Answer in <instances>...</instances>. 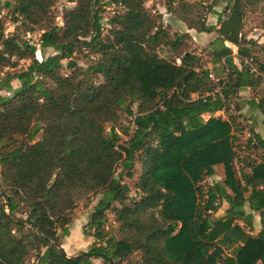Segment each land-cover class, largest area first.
<instances>
[{
	"label": "trees",
	"instance_id": "trees-1",
	"mask_svg": "<svg viewBox=\"0 0 264 264\" xmlns=\"http://www.w3.org/2000/svg\"><path fill=\"white\" fill-rule=\"evenodd\" d=\"M66 1L73 6L59 27L55 0H0L14 32L39 31L37 47L20 45L0 20V67H15L12 57L29 60L0 80L7 93L0 95V264H264V137L248 129L239 145L242 117L229 110L239 89L262 85L242 65L251 56L264 71L242 32L245 8L257 0H223L217 28L204 23L196 1L165 0L187 29L216 33L209 45L221 62V96L204 97L215 88L206 62L189 51L186 32L169 34L157 22L147 0H112L121 11L104 34L99 0ZM224 41L236 46L234 55ZM162 45L169 56L157 51ZM82 47L96 55L91 74L71 59ZM47 48L54 53L34 58ZM118 108L134 125L123 126L125 140L116 132ZM134 161L131 197L122 178L132 176ZM218 164L222 180L203 185ZM89 196H96L85 224L92 242L67 255L57 230L67 232L69 212ZM253 214L259 229L250 234Z\"/></svg>",
	"mask_w": 264,
	"mask_h": 264
},
{
	"label": "rangeland",
	"instance_id": "rangeland-1",
	"mask_svg": "<svg viewBox=\"0 0 264 264\" xmlns=\"http://www.w3.org/2000/svg\"><path fill=\"white\" fill-rule=\"evenodd\" d=\"M12 2V0H1ZM188 1H196L198 3V12L201 15L204 23L206 25H212L214 27H218L217 23V14L222 13L224 16L223 8L225 5V1L223 0H188ZM165 0H147L144 2V6L147 7L151 13L156 17L157 22H159L162 27L169 34H177L183 32V23L177 19V17L171 13L166 11L164 6ZM176 2V1H175ZM73 6L72 2H67L66 0H55L52 6V13L54 15V24L59 27L62 25V14L64 13L66 8H70ZM98 6L100 7V15H101V23L102 27L101 32L106 33V29L110 26L107 20L116 12H120V6L112 1V0H99ZM0 20L3 24V33L8 36L13 34L16 37V42L20 45L24 43L34 44L36 47L38 46V37L39 31L32 32H24L19 27L15 32L13 30L14 24L9 21V15L7 14V9L2 8L0 14ZM256 28V29H255ZM264 28V0H257L252 4H248L245 8V14L243 17V27L242 32L246 35V38H250L252 42L249 43L251 46L252 55L258 60L262 61L264 57V44H256L255 40L252 39L251 35H254L259 30ZM216 33L214 31L211 32H202V31H192V35L187 36L186 43L188 44L189 51L198 57V64H202L204 62L211 63V73L215 77L221 76V62L220 60H214L211 55V46L209 42L215 37ZM223 44L225 46L230 47L232 54V46L230 44H226L224 41ZM157 51L160 55L169 56L171 53L165 45L160 46ZM234 52V51H233ZM54 53V50L51 48L45 49L43 52H40L38 49L34 51V58L38 59L43 58L46 55ZM96 55L89 51V48L82 47L80 51L73 53L71 59L75 62L76 68L79 69L80 72L86 71L88 74H91L92 71L88 68L94 61ZM176 58V57H175ZM12 61L15 62V67L9 66H1L0 67V80L4 77L5 73H14L19 70L20 67L25 66L29 60L28 59H16L15 57L11 58ZM69 59H62V68L61 73L68 74L69 69L65 67V63ZM234 61V59H233ZM237 61V59H236ZM96 77V75H95ZM13 86H15V80L11 81ZM216 80L210 79L209 85H214V89L211 92H215L214 90L218 87L216 85ZM216 85V86H215ZM258 91H264L263 88L260 87ZM0 95H7V93L3 90H0ZM125 103H128L126 100ZM242 106V105H241ZM132 109L135 108V104L131 105ZM233 107H229L231 110ZM118 120L116 122V128L118 132H120V139H125V134L123 133V126L130 125L131 116L126 115L122 108H118ZM232 112V111H230ZM122 131V132H121ZM37 138V137H36ZM238 138V141L241 143L239 145H243V141L246 140V136L242 133ZM16 140H21V137L18 136ZM254 156H259L257 153L253 154ZM239 172H246L244 167L238 165ZM120 171V167L118 168ZM132 176L130 178L123 177L122 180L129 186V195L131 197H136V190L134 188L137 175L139 172V164L134 161L133 167L131 169ZM123 174V171L121 172ZM239 175V173H238ZM220 173L214 170V173L210 177H206L203 179L204 184H208L214 181H220ZM96 196H89L85 199H80L76 202L75 206L69 212V222L66 224L67 232L62 234L60 230H57V235L59 238V242L63 250L67 255H74L88 248L90 243L92 242V237L87 234V230L85 228V224L88 220V215L91 212L92 205L95 203ZM221 205H225L224 202H221ZM226 207V206H225ZM224 206L219 208L216 212V216L222 215L224 211ZM17 216H20L17 213ZM106 230L111 233H114L116 230V223L113 222V216L111 213L106 214ZM250 234H255V228H253ZM233 246L224 245L223 249L225 253H230ZM133 259L135 258V254L131 256ZM95 264H102L100 260H95Z\"/></svg>",
	"mask_w": 264,
	"mask_h": 264
},
{
	"label": "crops",
	"instance_id": "crops-1",
	"mask_svg": "<svg viewBox=\"0 0 264 264\" xmlns=\"http://www.w3.org/2000/svg\"><path fill=\"white\" fill-rule=\"evenodd\" d=\"M3 4L4 2L1 1ZM256 29V28H255ZM259 31L255 33L254 35H251L252 39L255 40L256 44H264V28L258 29ZM183 32H186L188 35H192V31H195L194 29H187L185 25H183ZM214 38V37H213ZM230 44V43H229ZM232 46V54L234 55L236 52V46L233 44H230ZM234 51V52H233ZM234 63L237 64L236 59L233 57ZM262 63L264 65V57L262 58ZM223 72H221V75ZM214 78H217L215 76ZM264 87L257 86V87H243L239 89L238 91V97L234 98L232 101V107L234 106L232 111L235 114H240L242 118V122L244 125V135H248V129L252 130L253 132L260 135V137H264V114L262 109L264 110V91H258L259 89ZM217 89V88H216ZM242 105V106H241ZM222 116H224L223 112ZM225 117V116H224ZM246 171L249 170L247 168ZM214 170L220 173V181L222 180V165L218 164L214 167ZM225 205H221V207H225ZM246 211H248L247 206L244 207ZM240 223V222H239ZM253 228H255V233L259 229V216L257 214H253ZM99 260V259H94Z\"/></svg>",
	"mask_w": 264,
	"mask_h": 264
},
{
	"label": "built area",
	"instance_id": "built-area-1",
	"mask_svg": "<svg viewBox=\"0 0 264 264\" xmlns=\"http://www.w3.org/2000/svg\"><path fill=\"white\" fill-rule=\"evenodd\" d=\"M174 60H175L176 63H179V58L178 57H176ZM242 65L246 68V70H247V72L249 74L253 75L254 77H258L260 79L261 83H262V86L264 87V71L261 70V68H260L259 64L257 63V61L251 56L244 57L242 59ZM204 67L207 69L208 78L216 80V78H214V76L212 75V73L210 71L211 70V64L209 62H206ZM214 91L219 93V87H217V89H215ZM209 95H213V92H205V93L200 94L199 96L204 97V96H209ZM218 95L221 96L220 93ZM196 96H197L196 93L192 94V97H196ZM159 107L161 108V104L160 103H159ZM214 114H220V112H215ZM202 118L206 119L207 115H203ZM133 128H134V125H133V122L131 121L130 125H128L129 132H131ZM116 132H118V131H116ZM125 139H126V136H125ZM202 184L203 185H208L209 183L208 184H204L203 181H202ZM213 204H216V202H214ZM206 212L210 213L211 210L207 209Z\"/></svg>",
	"mask_w": 264,
	"mask_h": 264
}]
</instances>
